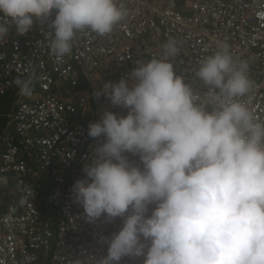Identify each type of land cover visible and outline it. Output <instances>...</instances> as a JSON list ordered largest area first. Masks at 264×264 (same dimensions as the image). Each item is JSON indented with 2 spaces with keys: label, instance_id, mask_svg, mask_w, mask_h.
<instances>
[{
  "label": "clouds",
  "instance_id": "1",
  "mask_svg": "<svg viewBox=\"0 0 264 264\" xmlns=\"http://www.w3.org/2000/svg\"><path fill=\"white\" fill-rule=\"evenodd\" d=\"M53 11L57 58L70 54L77 32L104 36L126 15L117 0H0V40L11 26L27 34L34 18L43 21ZM217 47L195 72L207 91H194L176 75L174 40L162 59L103 85L127 115L105 111L88 125L87 135L102 142L82 169L85 178L72 186L88 223L122 219L118 232L100 235L107 254L95 264L125 257L142 264H264V122L239 99L252 87L246 62L234 61L228 44ZM16 83L30 93L27 80ZM57 86L60 98L73 103L70 87ZM57 208L44 206L43 215L56 220Z\"/></svg>",
  "mask_w": 264,
  "mask_h": 264
},
{
  "label": "built area",
  "instance_id": "2",
  "mask_svg": "<svg viewBox=\"0 0 264 264\" xmlns=\"http://www.w3.org/2000/svg\"><path fill=\"white\" fill-rule=\"evenodd\" d=\"M117 6L126 15L111 33L77 32L62 58L51 50L55 11L43 21L34 18L27 34L19 36L11 26L0 40V98L17 96L0 134V264H95L107 254L99 237L118 232L122 219L88 223L72 192L102 142L87 135L88 125L105 111L127 115L102 93L103 85L127 80L136 66L162 59L169 40L179 48L171 61L176 75L196 92L207 91L195 76L199 62L218 43L228 44L234 61L246 62L252 82L239 99L264 122V0H117ZM17 80H27L30 93ZM64 83L76 97L73 103L57 93ZM49 184L59 199L56 220L43 215ZM120 264H142V258L125 257Z\"/></svg>",
  "mask_w": 264,
  "mask_h": 264
},
{
  "label": "crops",
  "instance_id": "3",
  "mask_svg": "<svg viewBox=\"0 0 264 264\" xmlns=\"http://www.w3.org/2000/svg\"><path fill=\"white\" fill-rule=\"evenodd\" d=\"M1 98H3V100L5 101L4 102L5 105H3V102L0 100V110H1V108H3L5 111L4 112L5 114H2L0 112V134L4 129L3 119L5 117H7L10 113H13L15 110L17 96L13 92H11V93L7 94L5 97H1ZM2 148H3V146L0 142V152L2 151Z\"/></svg>",
  "mask_w": 264,
  "mask_h": 264
},
{
  "label": "rangeland",
  "instance_id": "4",
  "mask_svg": "<svg viewBox=\"0 0 264 264\" xmlns=\"http://www.w3.org/2000/svg\"><path fill=\"white\" fill-rule=\"evenodd\" d=\"M63 94V93H62ZM67 93L64 94V98L67 97ZM0 100L3 102V105H5V101L3 100V98H0ZM0 112L2 114H5L4 109L1 108ZM59 199L56 198L55 196V192H54V188L51 184H49L48 186L45 187V208L50 210L51 212H55L56 206H57V202Z\"/></svg>",
  "mask_w": 264,
  "mask_h": 264
},
{
  "label": "trees",
  "instance_id": "5",
  "mask_svg": "<svg viewBox=\"0 0 264 264\" xmlns=\"http://www.w3.org/2000/svg\"><path fill=\"white\" fill-rule=\"evenodd\" d=\"M57 208V207H56ZM57 213V212H56Z\"/></svg>",
  "mask_w": 264,
  "mask_h": 264
}]
</instances>
